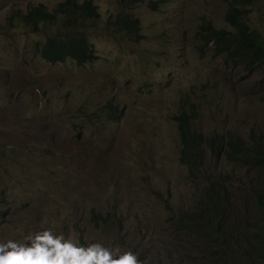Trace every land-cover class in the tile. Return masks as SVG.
I'll use <instances>...</instances> for the list:
<instances>
[{"label": "rangeland", "instance_id": "obj_1", "mask_svg": "<svg viewBox=\"0 0 264 264\" xmlns=\"http://www.w3.org/2000/svg\"><path fill=\"white\" fill-rule=\"evenodd\" d=\"M63 1L0 0V241L50 227L138 264H264L260 171L207 153L192 177L174 120L194 107L198 132L264 135V59L234 62L199 35L202 17L231 30L232 0H92L98 58L84 66L44 61L47 32L9 22ZM246 10L264 49V0ZM125 18L139 36L119 30ZM214 180L225 185L226 245L199 226Z\"/></svg>", "mask_w": 264, "mask_h": 264}, {"label": "trees", "instance_id": "obj_2", "mask_svg": "<svg viewBox=\"0 0 264 264\" xmlns=\"http://www.w3.org/2000/svg\"><path fill=\"white\" fill-rule=\"evenodd\" d=\"M254 2L255 0L230 2L225 21L231 30L212 28L205 21L206 17H202L199 26L201 39L206 44L212 43L215 48H220L219 50L216 48L217 51L225 53L234 62L249 61L253 65L260 64L264 59V49L259 36L246 21V9ZM11 21H20L27 26L35 27L36 30L47 32V39L39 45L37 52L48 63L58 64L73 60L77 65L84 66L98 58L90 44V36L98 30L101 13L92 0H85L82 3L78 0H65L51 12L47 5L39 4L29 8L26 13L17 12L9 22ZM118 28L133 36H139L140 33V24L136 19L119 20ZM196 116L194 107L190 111L183 109L174 116L180 135V162L188 168L192 177H196V173L204 168L209 153L212 158H223L232 163L256 167L264 182V135L252 134L248 141L231 132L223 135L216 133L206 135L193 129ZM224 186L221 180H214L209 185L207 193L209 206L200 214L199 221V226L203 227V234L218 240V245H226L224 241L229 239L223 227L226 215L220 200V196L225 194ZM255 201L264 218V188L255 193ZM262 227L264 231V220Z\"/></svg>", "mask_w": 264, "mask_h": 264}, {"label": "clouds", "instance_id": "obj_3", "mask_svg": "<svg viewBox=\"0 0 264 264\" xmlns=\"http://www.w3.org/2000/svg\"><path fill=\"white\" fill-rule=\"evenodd\" d=\"M0 264H138L130 250L99 241L79 244L50 227L29 232L22 239L0 241Z\"/></svg>", "mask_w": 264, "mask_h": 264}, {"label": "bare ground", "instance_id": "obj_4", "mask_svg": "<svg viewBox=\"0 0 264 264\" xmlns=\"http://www.w3.org/2000/svg\"><path fill=\"white\" fill-rule=\"evenodd\" d=\"M231 4V3H230ZM51 30H52V28H50ZM138 33V32H137ZM210 35V34H209ZM211 36V35H210ZM209 37V36H208ZM206 38V37H205ZM207 39V38H206ZM219 40V39H218ZM217 40V41H218ZM211 41V40H210ZM217 41H215L216 43H217ZM220 41V40H219ZM223 42V41H222ZM225 42V41H224ZM207 43H209V42H207ZM228 44H229V42H228ZM218 46V45H217ZM228 46V45H227ZM221 47H222V45H221ZM217 48V47H216ZM224 48H225V46H224ZM218 49V48H217ZM220 49V48H219ZM218 49V50H219ZM227 50V49H226ZM231 51V50H230ZM229 51V52H230ZM263 55H264V53H263ZM262 54H261V56H263ZM240 62V61H239ZM263 62V61H262ZM260 63V62H259ZM183 116V115H182ZM187 117V116H186ZM122 121V120H121ZM189 121H190V119H189ZM189 125V124H188ZM191 125V124H190ZM186 130V129H185ZM181 133V132H180ZM188 133V132H187ZM191 132H189V134H190ZM119 134V133H118ZM182 134H183V132H182ZM229 135V134H228ZM122 136V135H121ZM234 136V135H233ZM112 137V136H111ZM237 137V136H236ZM117 138H119V137H117ZM226 138V137H225ZM234 138V137H233ZM120 139V138H119ZM238 139H239V137H238ZM110 140V139H109ZM121 140V139H120ZM114 141V140H113ZM117 141V140H116ZM110 142V141H109ZM118 142V141H117ZM120 142V141H119ZM63 143V142H62ZM65 145V144H64ZM125 145V144H124ZM67 146H69V145H67ZM109 146V145H108ZM112 146V145H111ZM123 146V145H122ZM239 148V147H238ZM102 151V150H101ZM192 151V150H191ZM89 153V152H88ZM113 153V152H112ZM263 157H264V155H263ZM264 160V159H263ZM261 166V165H260ZM262 167V166H261Z\"/></svg>", "mask_w": 264, "mask_h": 264}]
</instances>
